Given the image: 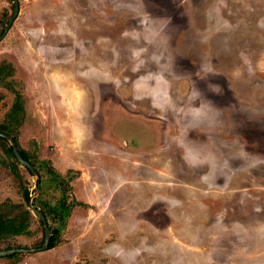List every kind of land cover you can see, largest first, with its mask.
Listing matches in <instances>:
<instances>
[{
  "label": "rangeland",
  "instance_id": "obj_1",
  "mask_svg": "<svg viewBox=\"0 0 264 264\" xmlns=\"http://www.w3.org/2000/svg\"><path fill=\"white\" fill-rule=\"evenodd\" d=\"M18 4L0 40L18 145L75 204L53 249L0 264H264V0ZM4 159L0 206L20 204Z\"/></svg>",
  "mask_w": 264,
  "mask_h": 264
},
{
  "label": "trees",
  "instance_id": "obj_2",
  "mask_svg": "<svg viewBox=\"0 0 264 264\" xmlns=\"http://www.w3.org/2000/svg\"><path fill=\"white\" fill-rule=\"evenodd\" d=\"M13 9V4L11 5ZM11 18V16H10ZM8 24L7 15L3 13L0 17V35L4 31V28ZM13 71L8 65H0V85L5 86L9 91L15 94V100L12 105L11 110L5 115L4 122L0 123V133L12 138L19 155L25 161H27L37 174V187L38 195L33 201L37 204V210L42 213L47 223H49V229L51 231V238L48 244L47 250L53 249L55 245L59 243L60 234L67 217L70 215L71 206L75 204V201L68 206L65 199L66 193L59 189L60 187H68L70 191L73 190L69 187V181L71 180L70 174L61 176L52 167L49 160H38L36 158H31L24 150H22L17 141V133L23 124L24 111L21 104V96L18 91L14 90L12 87L5 83L3 77L11 76ZM7 83V82H6ZM1 99V98H0ZM0 149L3 151L5 156V161L7 164L4 166L8 169L10 175L12 176L16 186L18 187V193L21 197L22 203L20 204H1L0 206V243H4L12 238L25 236L31 238L35 231L40 233V239L35 244V249L40 248L43 243L44 232L42 223L36 221L38 228L34 232L30 230V225L33 220V216L28 209L29 197L34 192V190L29 189L27 180L21 173L24 171L26 174L30 175L28 169L21 167L16 161L12 154V150L8 142L0 138ZM23 172V173H24ZM32 177V176H31ZM63 191V192H62ZM17 212V213H16ZM55 228L53 229V226ZM17 249H25L17 247ZM13 247H6L5 250L16 249ZM25 254H15L7 258H15L16 263L21 261V258Z\"/></svg>",
  "mask_w": 264,
  "mask_h": 264
},
{
  "label": "water",
  "instance_id": "obj_3",
  "mask_svg": "<svg viewBox=\"0 0 264 264\" xmlns=\"http://www.w3.org/2000/svg\"><path fill=\"white\" fill-rule=\"evenodd\" d=\"M12 4H13V13H12V17L10 18V20L8 21V24L6 25V27L4 28V31L2 32V34L0 35V40L5 36L6 32L9 30L13 20L15 19V17L17 16L18 12H19V4H18V0H12ZM0 138L6 140L12 150V154L15 157L16 161L18 162V164L29 170L31 176L34 178V186H33V190L34 192L30 195L29 197V204H28V209L31 212L32 216L39 222L42 223L43 226V232H44V238H43V243L42 246L40 248L37 249H29V250H24V249H15V250H6V251H1L0 252V258L3 257H8V256H12L15 254H34V253H38V252H43L46 251L48 248V244L51 238V231L49 229L50 225L49 223H47V221L45 220L44 216L42 215V213H40L37 210V204L35 203V201H33V199H35L38 195V187H37V174L34 171V168L25 160H23L21 158V156L18 153V150L14 144V142L12 141V138L3 135L0 133Z\"/></svg>",
  "mask_w": 264,
  "mask_h": 264
}]
</instances>
